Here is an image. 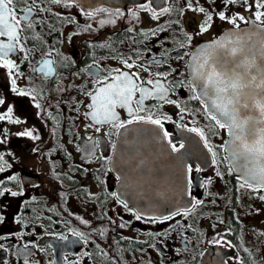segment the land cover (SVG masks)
Wrapping results in <instances>:
<instances>
[{"label":"flooded vegetation","instance_id":"obj_1","mask_svg":"<svg viewBox=\"0 0 264 264\" xmlns=\"http://www.w3.org/2000/svg\"><path fill=\"white\" fill-rule=\"evenodd\" d=\"M184 3L185 0H74L66 6L63 2L55 5L51 0H36L32 28L21 23L25 52L17 50L0 59V63L12 60L17 64L13 69L17 88L30 93L20 97L11 92L7 70L0 68V98L5 100L0 114L13 107L12 118L26 121H0L4 131L0 139L6 138L0 144V155L4 157L0 161L4 167L0 188L23 192L21 196L6 194L0 198V213L4 215L0 223V264H264V201L259 199L264 189L254 191L255 184L249 188L235 176L225 145L228 130L220 129L208 118L204 106L193 99L197 90L193 93L188 88L189 64L197 50L231 30L264 29V23L255 16L264 9L255 8L254 0L228 7L221 0H193L194 7L203 6L214 13L222 10L232 18L245 17L237 19L236 28L214 14L211 27L199 33L206 17L183 8ZM142 5L158 13L165 7L171 11L153 20L150 12L141 9ZM24 14L21 10L18 16ZM109 19L115 24L100 27V20ZM129 28L133 31L128 32ZM173 30L186 31L193 39L178 49ZM0 43L9 41L0 37ZM177 51L188 55L174 60ZM128 55L132 56L130 62L142 64L150 72H172L169 81L183 80L184 87L175 89L174 94L170 92L169 99H175L185 111L158 98L144 100V107H152L155 112L140 111L138 115L161 119L163 130L154 126L163 137L138 148L130 147V169L126 171L119 161L121 130L133 123H150L133 120L126 109L117 108L124 127L96 124L90 115L94 109L88 107L91 99L84 93L91 91L95 95L101 86L95 79L97 72L101 76L116 75L114 69L120 68L153 78L143 69L124 68L121 60ZM48 60L54 61L51 74L44 66ZM138 99L137 92L133 108L138 106ZM36 103L41 108H36ZM189 128L204 132L207 147L205 140ZM25 129L39 139L17 135ZM172 145L179 151H173ZM180 168L187 171L186 195L182 183H178ZM13 176L16 179H10ZM143 189L155 194L147 198L135 194ZM132 193L140 200L186 199L188 203L178 208H188L190 214L166 223L136 221L121 201L149 217L168 215L177 208L142 212L129 203ZM196 200L204 203L197 205ZM121 216L124 221H132L131 227L117 226L123 222ZM76 217L88 220L91 227ZM108 217L116 224L110 223ZM103 229L107 231L101 235ZM73 230L83 232L84 238L75 236ZM141 248L142 253L138 251Z\"/></svg>","mask_w":264,"mask_h":264},{"label":"snow or ice","instance_id":"obj_2","mask_svg":"<svg viewBox=\"0 0 264 264\" xmlns=\"http://www.w3.org/2000/svg\"><path fill=\"white\" fill-rule=\"evenodd\" d=\"M65 3L66 6H70L74 3V0H51V3L60 5ZM215 3V0H212ZM248 0H221V3L228 7L237 3L247 4ZM198 3V0H197ZM36 4V0H0V37H6L9 43H0V59L7 57L10 52L19 51L25 52V46L21 43L24 37L21 35L25 29L21 27L22 21L27 23V29L32 28L31 13L32 8ZM17 5H23V9L17 7ZM253 6L258 9H264V2L262 0H254ZM183 8L190 9L192 11L203 14L206 19L203 24L199 26V33H203L211 27L213 21V15L215 14L219 20L229 22L234 27L238 28V20H245L242 15L232 18L224 11L214 13L209 11L203 6L194 7L193 0H185ZM141 9L151 13L150 18L156 20L161 14H167L171 11L170 8H163L161 12H156L155 8H148L142 5ZM23 10L24 15L18 16V13ZM105 11L103 9L99 10ZM251 11V7L249 8ZM92 17V13L87 14ZM132 16L135 20H139V16L133 11ZM256 19L264 23V11H257L255 13ZM74 17L72 20L74 21ZM100 27H104L107 24H115V20H100ZM91 25H88V29H91ZM167 29H160V31H166ZM128 32H132L133 29H127ZM146 35V34H145ZM238 36V34H237ZM183 37V39H180ZM39 39V37H37ZM193 39L192 35L186 31L177 33L173 30V40L178 46V49H183L186 43H190ZM241 41L233 39L231 36L225 37L219 41L207 45V47L200 50L195 56L191 57L189 64L191 79L188 81V88L193 93L199 88V94L193 96V99L200 101L204 106L208 118L215 122L220 129H227L228 134L233 138L229 145L234 164L242 172V178L245 184L252 188V183L255 182L256 188L254 191L264 189V65L257 67L254 59H248L245 49L240 46ZM103 47V45H102ZM32 49H28V52H32ZM140 52L139 49L136 50ZM51 55V52L48 53ZM119 56L123 57V53H118ZM188 55L187 52L177 51V54L173 57L174 60H183ZM132 56L128 55L127 58L121 60V63L126 69H143L144 72L148 73L153 78H144L140 75L139 71H122L120 68L114 69L117 73L112 75L109 73L107 76H101L99 72L95 73V79L100 87L96 88L95 95L91 92H85V96L91 99L89 108L94 109L90 115L91 119L96 124H111L113 127L120 126L124 127V122L120 121L119 114L116 111L117 108L126 109L129 116L133 120L143 121L156 125L158 128L163 130V123L159 118H153V115L140 116V111L147 113L155 112L152 107H144V100L148 97L158 98L160 101L175 105L180 108L183 113L185 110L181 108L180 104L175 99H169V93L174 94V90L177 88L184 87V81L173 78L169 81V76L172 75L170 71L150 72L148 68H144L142 64H134L130 62ZM155 61V57H153ZM163 63V61H159ZM54 61L48 60L45 63V68L48 70V74L52 72V65ZM0 68L6 69V74L10 77V90L17 96L24 97L29 96L30 93L22 91L17 88L16 77L13 74V69L17 68V64L12 60H4L0 63ZM255 69L257 74H252L251 70ZM243 70V71H242ZM174 71V70H173ZM111 81V82H109ZM148 85L151 87H145ZM248 90V91H246ZM139 93V99L136 101L138 105L136 108L132 107L134 97L136 93ZM256 97H260L257 99ZM32 100L36 99V96L31 97ZM249 98L254 100V109L259 112V119L256 120L253 116L249 115L248 112L243 110H251L253 105H250L247 101ZM74 99V98H73ZM5 104V100L0 98V106ZM36 108H41L39 103L35 104ZM13 107H8L4 114H0V121L6 119L13 124L26 123L19 118H12ZM49 115H51L49 113ZM88 115V114H86ZM129 123L132 121L129 120ZM257 125H261L257 127ZM99 131V129H97ZM188 131L196 133L202 139L205 140V146L207 147V140L204 136V132L197 128H189ZM4 135L3 129H0V136ZM19 136L29 137L31 139H39L38 136H34L31 130H23L17 133ZM164 135L168 136V132L165 130ZM91 139V138H90ZM5 139H0V144L5 143ZM99 141H96L98 144ZM169 143H171L169 141ZM95 146V145H94ZM183 147V144L180 145ZM173 151H179V149L172 145ZM212 152V149H208ZM215 156V152H212ZM4 157L0 155V161H3ZM4 171V167L0 166V173ZM191 172V167L188 168ZM200 171L199 168L196 169ZM219 175V173H217ZM119 178V177H118ZM10 179H16L14 176ZM207 181L206 183H210ZM245 185H241L244 187ZM11 197H17L23 195V192L13 191L9 188H0V198L5 195ZM89 196H93L92 193H88ZM115 195V194H113ZM259 199L264 201V194L259 196ZM214 202V201H213ZM124 209H126L136 221H146L149 223H166L175 219L176 216L188 217L190 210L188 208H177L174 212L168 215L161 216H145L143 213L134 211L126 202H120ZM197 205H202L204 202L196 200ZM103 215H106L104 213ZM81 224L91 227L88 220L82 217H76ZM122 223L117 226L120 229L131 227L132 221H124L123 217H120ZM108 220L112 224H116V221L111 217ZM4 215L0 213V223H3ZM107 229L101 231V235L106 232ZM73 234L77 237L84 238V233L73 230ZM150 236L154 235L149 233ZM159 235H162L159 234ZM60 239H66L61 236ZM125 240L134 239L133 237H124ZM87 242V241H86ZM228 246L234 247L230 242H225ZM149 247H155L154 244H149ZM141 253L144 251L142 248L139 249ZM245 251H247L245 249ZM27 264V261L25 262Z\"/></svg>","mask_w":264,"mask_h":264},{"label":"water","instance_id":"obj_3","mask_svg":"<svg viewBox=\"0 0 264 264\" xmlns=\"http://www.w3.org/2000/svg\"><path fill=\"white\" fill-rule=\"evenodd\" d=\"M229 36H231L233 39L238 38L241 41L240 46L245 49L247 58L254 59L256 61L257 67L264 65V29L257 28V27H248L244 29L231 30V31L225 32L224 34H222L219 38L215 39L214 41L207 42L206 44L201 46V48L197 50L194 56L197 53H199L201 49L207 47V45L212 44L216 41H219ZM251 72L252 74H257L255 69H252ZM190 75H191V72H190ZM199 91L200 90L198 88L197 94H199ZM256 98L259 99L260 97H256ZM247 102L250 105H253V108L251 110L242 109V111L248 112L249 115L253 116L254 119L258 120L260 117H259V112L254 109V100L252 98H249ZM260 126L261 125H257V127H260ZM162 137L163 136L160 130L156 126L151 125V124L133 123V124H129L126 127H124L121 130L119 142H118V146L120 148L119 161H120L121 168L126 171L130 169L128 165V162H130L129 156L132 152V151H129L130 147L137 146L138 148L139 146L153 143L154 141L159 140V138H162ZM232 139L233 138L229 135L226 141V144H225L226 150L228 153L229 162L231 163L233 167L235 176L241 181H244V179L242 178V172L238 170V168L236 167L233 161L232 152L229 147V145L232 142ZM178 183L180 185L182 183L183 194L186 195L187 171L185 168L183 169V171L181 170V168L178 169ZM251 183L255 184V182H251ZM135 194L147 198L151 195H154L155 192L150 189H143L141 191L136 192ZM131 199L132 200H130L129 203L132 206H134L139 211L146 212V213L165 212V210L169 211L174 208L180 207L181 204L186 205L188 203L186 199L168 200L166 202H162L161 200H155L151 198L146 199V200H140L133 193H132Z\"/></svg>","mask_w":264,"mask_h":264}]
</instances>
